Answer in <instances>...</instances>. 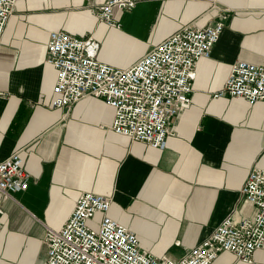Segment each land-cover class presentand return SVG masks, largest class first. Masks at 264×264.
I'll use <instances>...</instances> for the list:
<instances>
[{
	"label": "crops",
	"instance_id": "1",
	"mask_svg": "<svg viewBox=\"0 0 264 264\" xmlns=\"http://www.w3.org/2000/svg\"><path fill=\"white\" fill-rule=\"evenodd\" d=\"M105 1L19 0L1 37L0 161L19 152L31 179L26 191L0 193V264H43L46 228L61 229L84 193L109 197V215L136 233L144 250L175 261L225 219L256 214L241 191L252 169H264V102L213 96L236 62L264 65V0H214L217 8L143 1L114 11L119 28L93 14ZM220 9L229 18L211 56L198 63L191 107L173 122L165 148L117 135L114 110L101 98L88 95L67 113L52 107L51 32L93 36L98 60L124 69L187 25L215 24ZM136 47L137 59L124 63ZM212 264L247 263L222 252ZM252 264H264V247Z\"/></svg>",
	"mask_w": 264,
	"mask_h": 264
},
{
	"label": "built area",
	"instance_id": "2",
	"mask_svg": "<svg viewBox=\"0 0 264 264\" xmlns=\"http://www.w3.org/2000/svg\"><path fill=\"white\" fill-rule=\"evenodd\" d=\"M18 1L0 0V40ZM143 1L167 0H106L93 14L100 22L119 28L114 11H132ZM186 1H209L217 8L214 0ZM228 18L229 13L220 9L219 20L213 25H187L124 69L98 60L93 36L51 32L46 63L57 71L52 107L67 113L88 95L101 98L114 110L112 130L117 135L155 149L165 148L174 135L173 122L191 107L198 63L211 56ZM3 95L0 92V99ZM226 95L252 105L264 102V65L246 61L233 64L224 86L213 97ZM30 179L19 152L0 161V193L4 198L28 190ZM241 192L256 207L254 217L239 222L225 219L210 237L178 261L144 250L138 235L109 215V197L84 193L61 229L46 228L43 264H212L222 252L252 264L256 251L264 247V169H252ZM98 214L101 218L95 221ZM2 229L0 207V234Z\"/></svg>",
	"mask_w": 264,
	"mask_h": 264
},
{
	"label": "bare ground",
	"instance_id": "3",
	"mask_svg": "<svg viewBox=\"0 0 264 264\" xmlns=\"http://www.w3.org/2000/svg\"><path fill=\"white\" fill-rule=\"evenodd\" d=\"M136 48H137V49H136ZM136 48H135V50H133L132 54L127 55V57H125V58H122V60L124 61V63H127L130 59H132V58L136 55L137 52L140 51V47H139V48L136 47ZM122 60H121V61H122Z\"/></svg>",
	"mask_w": 264,
	"mask_h": 264
},
{
	"label": "rangeland",
	"instance_id": "4",
	"mask_svg": "<svg viewBox=\"0 0 264 264\" xmlns=\"http://www.w3.org/2000/svg\"><path fill=\"white\" fill-rule=\"evenodd\" d=\"M143 46V45H142ZM145 46H143V48H144ZM139 48V47H138ZM124 49V47H120V53L122 52V50ZM137 49V48H136ZM119 51V50H118ZM143 52H144V49H143ZM142 53V52H141ZM119 54V53H118ZM140 54V53H139ZM137 57L139 56V55H136ZM137 57H135V58H133V60H135V59H137Z\"/></svg>",
	"mask_w": 264,
	"mask_h": 264
}]
</instances>
